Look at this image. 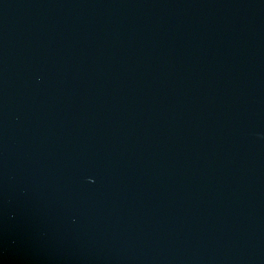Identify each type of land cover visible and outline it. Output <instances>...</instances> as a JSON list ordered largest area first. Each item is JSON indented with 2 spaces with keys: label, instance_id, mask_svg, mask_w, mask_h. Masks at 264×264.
<instances>
[{
  "label": "water",
  "instance_id": "1",
  "mask_svg": "<svg viewBox=\"0 0 264 264\" xmlns=\"http://www.w3.org/2000/svg\"><path fill=\"white\" fill-rule=\"evenodd\" d=\"M0 264H264V0H0Z\"/></svg>",
  "mask_w": 264,
  "mask_h": 264
}]
</instances>
